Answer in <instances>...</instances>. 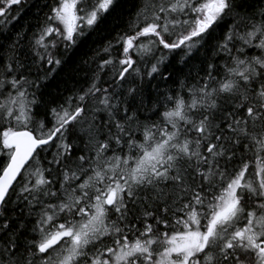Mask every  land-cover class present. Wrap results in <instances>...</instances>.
Instances as JSON below:
<instances>
[{
    "label": "snow or ice",
    "instance_id": "1",
    "mask_svg": "<svg viewBox=\"0 0 264 264\" xmlns=\"http://www.w3.org/2000/svg\"><path fill=\"white\" fill-rule=\"evenodd\" d=\"M27 3L0 0V264H264V0Z\"/></svg>",
    "mask_w": 264,
    "mask_h": 264
},
{
    "label": "trees",
    "instance_id": "2",
    "mask_svg": "<svg viewBox=\"0 0 264 264\" xmlns=\"http://www.w3.org/2000/svg\"><path fill=\"white\" fill-rule=\"evenodd\" d=\"M45 2V0H28V3L25 4L23 7L24 9H26V18L27 19H31L32 16H34L38 11H39V7L41 5H43V3ZM33 3H35L37 6L36 7H30V5H32ZM17 7L16 5L12 6V14L16 15L17 14ZM45 11H47V9H45ZM111 19V18H110ZM34 22V21H33ZM123 22H120V25L122 26ZM5 24H3L2 22H0V31H3L5 29ZM19 27V24H13V22L11 21V18H9V23L7 25V28L11 30L12 35L15 34V30ZM4 39L2 37H0V43H4ZM102 43V37L100 35H93L89 41H88V45L91 47H96L97 45ZM84 49H81V51H83ZM80 55V52L77 53V58ZM63 74H61V77H58L57 80L53 81L50 84V88L52 90L56 89V86L58 83L61 82Z\"/></svg>",
    "mask_w": 264,
    "mask_h": 264
}]
</instances>
